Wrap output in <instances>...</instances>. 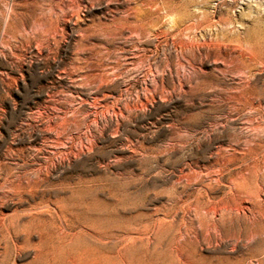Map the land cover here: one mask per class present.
Wrapping results in <instances>:
<instances>
[{"label": "rangeland", "instance_id": "rangeland-1", "mask_svg": "<svg viewBox=\"0 0 264 264\" xmlns=\"http://www.w3.org/2000/svg\"><path fill=\"white\" fill-rule=\"evenodd\" d=\"M125 2L151 35L91 27ZM99 4L0 0V163L47 160L0 261L264 264V0Z\"/></svg>", "mask_w": 264, "mask_h": 264}, {"label": "bare ground", "instance_id": "bare-ground-1", "mask_svg": "<svg viewBox=\"0 0 264 264\" xmlns=\"http://www.w3.org/2000/svg\"><path fill=\"white\" fill-rule=\"evenodd\" d=\"M89 1V6H88V11L93 9V2H100L99 6L102 7H106L109 4V1L111 0H88ZM126 4L123 6L124 11H121V13H118L119 11L117 9H115V15L111 16V19H109L108 21H93L91 27L93 28H99V29H120L121 30V34H126L129 36H136V37H148L149 35H151V24L150 22H147L148 19V14L147 11H144L141 7V5H138L137 3L132 6L130 5L131 3L129 2H125ZM141 4V3H140ZM144 4V3H143ZM80 6V5H79ZM80 8V7H79ZM100 8V7H99ZM78 6H72L68 4V26H70V28L73 30V28L75 26H77V23L80 22L82 19H80V16L78 15ZM149 13V12H148ZM140 17H143L144 22L142 23V21L139 19ZM91 20V19H90ZM152 20V19H151ZM153 21V20H152ZM151 21V22H152ZM161 23V22H160ZM194 25V24H192ZM158 26V24L156 25ZM155 27V26H154ZM160 28V26H158ZM185 27V26H184ZM187 27V26H186ZM185 27V28H186ZM158 28V29H159ZM178 28V27H177ZM182 28V27H181ZM162 29V28H161ZM183 29V28H182ZM190 29V28H189ZM38 30V29H37ZM153 30V29H152ZM160 30V29H159ZM159 30H156L157 33ZM176 30V29H175ZM177 31V30H176ZM187 31V30H186ZM185 31V32H186ZM155 32V31H154ZM29 33V32H28ZM177 33V32H176ZM189 35V34H188ZM180 38V36H179ZM196 38V37H195ZM32 39V38H31ZM146 39V38H145ZM193 39V37H192ZM191 39V40H192ZM143 40V39H142ZM149 40V39H148ZM45 41L46 40H42ZM181 41V40H180ZM187 41V40H185ZM190 41V40H189ZM26 42V41H25ZM33 43V42H32ZM53 43V42H52ZM81 43V42H80ZM90 43V42H89ZM185 43V42H184ZM194 43V42H193ZM41 44V43H38ZM94 44V43H93ZM125 44V43H124ZM190 44V43H188ZM193 45V44H192ZM34 46V45H33ZM41 46V45H40ZM87 46V45H86ZM37 48V47H36ZM137 48V47H136ZM140 48V47H139ZM82 49V48H81ZM132 49V48H131ZM48 50V49H47ZM125 50V49H124ZM142 50V56H141V62L143 65H145L148 62V57L145 56V50ZM140 51V50H139ZM137 54V53H136ZM136 57L137 55H135V53H132V56H130V58L132 59L133 57ZM127 57V56H126ZM135 60V59H134ZM131 60V61H134ZM127 62V61H126ZM78 67V66H77ZM148 67V66H147ZM124 68V67H122ZM80 70V69H79ZM77 71V70H76ZM64 72V71H62ZM93 78V77H92ZM89 79V78H88ZM87 79V80H88ZM91 80V79H90ZM107 96V95H106ZM110 96V95H109ZM99 101V100H97ZM259 102V101H258ZM98 103V102H97ZM89 105V104H88ZM258 108L262 109V105L259 102V106H257ZM69 109V108H68ZM72 113V112H70ZM58 115V114H57ZM67 115V114H66ZM84 115V114H83ZM75 116V115H74ZM261 116V115H260ZM259 119V117H258ZM257 118H252L249 117L248 118V122L251 123V121L255 122L261 129V127H263L264 129V125H262L260 122L264 121V119L258 120ZM66 123V122H65ZM263 123V122H262ZM61 124V122H60ZM54 128V127H53ZM254 149V148H253ZM62 151V150H61ZM264 153V152H263ZM46 159H44L43 162H37V168H34L36 170H30V171H25L22 174H15L14 169H19L18 165H15L14 167H11L9 165H6L4 163H0V171H4V175L0 176V205H7V204H17V205H21L22 203H27V199L25 196H32L33 192L37 190V188L39 187L38 183H36L37 181L32 180L29 177V174H36L37 172H39L41 170V168L46 164ZM19 171V170H18ZM36 179V178H35ZM39 189V188H38ZM255 193L254 195V199L256 200V203L254 205V207H256L254 209L253 215H254V221L256 222L258 219H260V223L262 221H264V208L261 207V203L259 202V188L255 187ZM36 193V192H34ZM34 196V195H33ZM15 197L16 198V202L12 201V198ZM41 204V202H40ZM35 206V205H34ZM33 206V207H34ZM32 208V207H31ZM30 211V210H29ZM28 208H19V207H14L10 212L8 213H3L2 211H0V242L5 241V239L7 238L6 235H10L13 232L14 234V238L16 239L17 237V231H15L19 226H23V225H27L30 224L32 222V219L34 216L29 215L28 213ZM33 215V214H32ZM21 220H25V224L21 222ZM23 224V225H22ZM255 224V223H254ZM253 225V224H252ZM207 228H209V231L212 232L213 236L223 240L228 238V235L225 232V227L224 225L218 226V224H212V226L210 225H205ZM25 228V227H24ZM19 229V228H18ZM116 229V228H115ZM21 230V228L19 229ZM208 231V229L206 230ZM99 234V233H97ZM102 235V234H99ZM113 236V235H112ZM101 237V236H100ZM117 237V236H116ZM10 238V237H9ZM12 238V237H11ZM112 238V237H111ZM115 238V237H114ZM12 245L16 248L17 250V244L14 243L12 241ZM19 248V246H18ZM4 250L3 253L1 254H5V252L7 251V249H9L8 244H4V247L2 248ZM20 249V248H19ZM111 258V257H110ZM115 260V259H114ZM101 261V260H100ZM109 261V260H108ZM111 260H110V264H114ZM4 260L0 261V264H4ZM92 264H101L99 262V259L95 260L94 263Z\"/></svg>", "mask_w": 264, "mask_h": 264}]
</instances>
